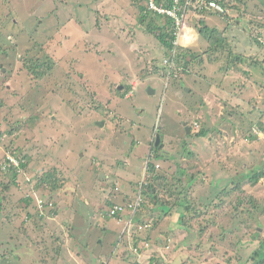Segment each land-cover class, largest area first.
Instances as JSON below:
<instances>
[{
	"label": "rangeland",
	"instance_id": "1",
	"mask_svg": "<svg viewBox=\"0 0 264 264\" xmlns=\"http://www.w3.org/2000/svg\"><path fill=\"white\" fill-rule=\"evenodd\" d=\"M227 2L226 17L191 22L205 17L250 58L228 67L227 49L197 29L196 58L172 75L174 51L149 31L167 20L141 22L133 0H0V165L9 155L27 164L16 183L0 170V264H256L264 0ZM156 137L164 159L153 158ZM152 163L178 186L163 198L190 211L164 214L143 195L146 208L125 207ZM146 212L159 215L155 228L134 219Z\"/></svg>",
	"mask_w": 264,
	"mask_h": 264
},
{
	"label": "trees",
	"instance_id": "2",
	"mask_svg": "<svg viewBox=\"0 0 264 264\" xmlns=\"http://www.w3.org/2000/svg\"><path fill=\"white\" fill-rule=\"evenodd\" d=\"M171 0H167V3L170 2ZM220 2H224V0H218ZM134 4L139 3L140 7H141V14H140V21L141 22H145L148 19H151L152 17H162V16H158V14L155 15H149L146 14V10L148 7L147 1L146 0H133ZM228 14V13H227ZM227 14L222 15V17H226ZM205 17H202L199 19L198 22H196V29H198L202 39H204L208 44L209 47L213 50L216 51H220V50H225L227 49L228 52V61H227V65L228 67L231 68V65L236 64L237 68H242V65L244 63V61H247L248 58H250L249 56H247L246 54H239V52L237 51L238 48L236 46L230 47L231 43L229 41V37L224 33V31L220 30L217 27H211L207 20L204 19ZM167 25L165 27H163L162 25L156 26L155 23L153 24V29H149V31L153 34L156 35V38L159 40V42L162 44V46L166 49L167 52H171L174 51V48H176V52H175V56H173V63H174V67L171 68L172 73L174 74L175 71H177V69H182L183 67V71H187L186 68L189 69L192 60L196 58L195 54H193L192 50L187 47V46H177L175 47V40H176V26L174 21L170 18L167 19ZM263 26V25H262ZM255 43L257 45H260V47H262L261 49H264V41H259L258 39L255 40ZM183 60V63H182ZM252 62H259V58L258 59H251ZM47 68V67H46ZM172 74V75H173ZM207 135V131L202 129L199 133L198 136H206ZM162 140L160 142V145L162 144ZM160 145L159 146H155L154 143V156L153 158L155 160H159L164 159L165 156L160 154ZM185 147L187 148V146L185 145ZM189 150L187 149V152ZM15 154V153H14ZM18 161H19V165L18 167H14V165H10L8 168V170H4L2 168V166L0 165V170L2 172H14V176H13V182L16 183L15 179L20 176L19 173L23 172L26 168H27V164L23 162V158H20V156H17ZM172 159V158H171ZM5 160H7L6 158L3 159V162H5ZM182 170H180L181 172ZM148 175H146V179L147 182L146 183H141L140 185V192L139 194L136 196L135 199H133L132 201H130L129 203H127L128 205L125 207L130 208V203H137L139 202L138 208L142 207L141 209L146 208L144 200L142 199V195L148 200H150L151 204L153 205V210H161L162 212H164V214H168L171 213V215L173 214V211L175 210L174 208H176L177 206H183L184 207V211H190L192 206H190L187 202L185 205H183L181 203V201H179V197L176 198L174 203H170L171 201L169 199L165 200L162 196V194H166V196H169L170 198H172L170 196V194H174V192H177L176 189L178 188V186L176 185V183H172L171 185L173 186V188H171L172 186H169L168 183V176L166 174H160L157 172L156 169V165L155 164H148V170H147ZM48 175H50V173L46 174V178L47 179H40V182L44 183L47 182L48 179H50L48 177ZM54 175V174H53ZM264 172H259V171H254V173L251 176V179L254 181V184L257 183L261 177H263ZM54 177V176H53ZM69 181V180H68ZM178 182H181V178L178 179ZM162 192V194H161ZM182 193V191H179V194ZM31 201V200H29ZM111 209H110V213L112 214V211L114 209V207L112 206V204L110 205ZM135 205H133L134 207ZM131 209V208H130ZM133 210V209H132ZM37 212L38 217H40V220H44V218H46L45 216H42V214L40 213L39 209ZM124 212V209L122 210H118L116 211L114 214H112L113 216H119L120 213ZM185 213V212H184ZM148 212L143 214L144 216H147L146 218L148 219L147 221H144V218L141 220L140 215L137 216V218H134L135 220L138 219V221L142 222L141 227H143L142 229H151V228H155L158 224V221L160 220V217L158 215L157 220L155 218V216L153 215H149ZM185 214H182L181 220L184 218ZM159 219V220H158ZM133 220V219H132ZM183 222V220H182ZM185 223V222H184ZM152 231V230H151ZM261 252L258 250L255 257H257L258 259H263L261 256L264 254H261ZM256 259V264H259V260Z\"/></svg>",
	"mask_w": 264,
	"mask_h": 264
},
{
	"label": "built area",
	"instance_id": "3",
	"mask_svg": "<svg viewBox=\"0 0 264 264\" xmlns=\"http://www.w3.org/2000/svg\"><path fill=\"white\" fill-rule=\"evenodd\" d=\"M148 7L146 14L162 16L165 19H172L176 26V40L174 42L175 47L179 46L182 42L183 35L190 29V22L196 19L200 15H204L206 12L213 11L220 14H227L228 8L218 0H171L167 3V0H146ZM176 48H174V53ZM173 63V58L170 59ZM168 63V61H165ZM172 68V67H171ZM170 68V74H172ZM14 155H9L8 159L2 163V168L8 170L10 165L18 167L19 161ZM17 160V162H16ZM139 202L133 207L138 209ZM44 207V205H43ZM122 205H116L112 211L114 214L118 210H122Z\"/></svg>",
	"mask_w": 264,
	"mask_h": 264
},
{
	"label": "crops",
	"instance_id": "4",
	"mask_svg": "<svg viewBox=\"0 0 264 264\" xmlns=\"http://www.w3.org/2000/svg\"><path fill=\"white\" fill-rule=\"evenodd\" d=\"M220 2V1H219ZM226 2H227V0H224V2L222 3L223 5H225L226 6ZM228 3V2H227ZM227 7V6H226ZM206 14L208 15V14H210V15H213V14H217L216 12H213V11H209V12H206ZM201 16H203V15H201ZM198 18V17H197ZM195 19H193L192 20V22L194 21ZM191 22V28L190 29H188L186 32H185V35H183V37L184 36H189V41H188V43H183V39H182V42H181V44H180V46H187V47H189L190 48V45H193L194 43H195V41H197L196 39L199 37V34H198V32L196 31L197 29H196V26L194 25V23H192ZM192 29V30H191ZM195 36H197V37H195ZM124 37H126V35H124Z\"/></svg>",
	"mask_w": 264,
	"mask_h": 264
},
{
	"label": "water",
	"instance_id": "5",
	"mask_svg": "<svg viewBox=\"0 0 264 264\" xmlns=\"http://www.w3.org/2000/svg\"><path fill=\"white\" fill-rule=\"evenodd\" d=\"M187 130L190 132V129L187 128ZM160 142H161V138L160 137H156L155 139V146H159L160 145Z\"/></svg>",
	"mask_w": 264,
	"mask_h": 264
}]
</instances>
